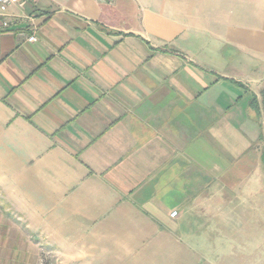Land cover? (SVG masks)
Returning <instances> with one entry per match:
<instances>
[{
  "label": "crops",
  "instance_id": "1",
  "mask_svg": "<svg viewBox=\"0 0 264 264\" xmlns=\"http://www.w3.org/2000/svg\"><path fill=\"white\" fill-rule=\"evenodd\" d=\"M248 7L12 2L0 33V243H31L35 258L48 248L52 264H209L226 258L211 244L236 240L219 228L255 236L264 30Z\"/></svg>",
  "mask_w": 264,
  "mask_h": 264
},
{
  "label": "rangeland",
  "instance_id": "2",
  "mask_svg": "<svg viewBox=\"0 0 264 264\" xmlns=\"http://www.w3.org/2000/svg\"><path fill=\"white\" fill-rule=\"evenodd\" d=\"M247 1L249 2L248 4H246L245 0H243V8H245V5H248L250 6V8L248 7L247 9H250L252 11L254 10L257 12L258 27L259 29L264 30V0ZM4 209L5 206H3V213L8 218L9 211H4ZM256 229L257 234L255 236H252L249 235L247 230L254 229H248L247 227H226L225 230L224 228H219L218 230L223 233H225L226 230V234L231 233V237H234L236 239V242L231 239L234 241V243H230L228 241H225V243H223L220 241L211 244V249L212 247H214V250H211L210 256L215 254L216 248H220L221 252H223V255H225L226 258H209V264H264V226L257 227ZM238 235H241V237ZM247 236L250 237L248 238ZM249 240H252V242H250ZM30 247L31 243H0V254H3L4 256L20 254L22 256L21 258H5L0 260V263L4 262L3 264H52L55 261V256L50 249H42L43 251L39 254L38 258H35L33 257V253L31 252ZM21 248H24L27 251L18 253L13 251V249L18 251Z\"/></svg>",
  "mask_w": 264,
  "mask_h": 264
},
{
  "label": "built area",
  "instance_id": "3",
  "mask_svg": "<svg viewBox=\"0 0 264 264\" xmlns=\"http://www.w3.org/2000/svg\"><path fill=\"white\" fill-rule=\"evenodd\" d=\"M19 0H0V33L6 31L10 27V21L7 17L8 6L14 2ZM35 39L34 36H30L28 41H33ZM170 217H175L177 215V211L170 212Z\"/></svg>",
  "mask_w": 264,
  "mask_h": 264
},
{
  "label": "trees",
  "instance_id": "4",
  "mask_svg": "<svg viewBox=\"0 0 264 264\" xmlns=\"http://www.w3.org/2000/svg\"><path fill=\"white\" fill-rule=\"evenodd\" d=\"M251 106L258 114H260L259 105L257 104L255 98L252 99ZM259 143H260V161H261V164L264 168V134H262V133L259 136Z\"/></svg>",
  "mask_w": 264,
  "mask_h": 264
}]
</instances>
